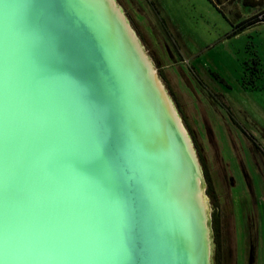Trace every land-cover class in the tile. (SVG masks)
<instances>
[{
	"label": "water",
	"instance_id": "95a60500",
	"mask_svg": "<svg viewBox=\"0 0 264 264\" xmlns=\"http://www.w3.org/2000/svg\"><path fill=\"white\" fill-rule=\"evenodd\" d=\"M115 2L0 0V264H214L196 149Z\"/></svg>",
	"mask_w": 264,
	"mask_h": 264
},
{
	"label": "rangeland",
	"instance_id": "374dc122",
	"mask_svg": "<svg viewBox=\"0 0 264 264\" xmlns=\"http://www.w3.org/2000/svg\"><path fill=\"white\" fill-rule=\"evenodd\" d=\"M203 167L214 264H264V24L242 0H115Z\"/></svg>",
	"mask_w": 264,
	"mask_h": 264
},
{
	"label": "trees",
	"instance_id": "16d2710c",
	"mask_svg": "<svg viewBox=\"0 0 264 264\" xmlns=\"http://www.w3.org/2000/svg\"><path fill=\"white\" fill-rule=\"evenodd\" d=\"M217 9H220L222 11V6L229 4L233 2L234 0H210ZM264 3V0H242V4L246 8H253V7H258L262 6ZM264 24V10L260 12L257 16H254L250 19H247L243 21L237 28L236 30L233 31V35L237 36L247 30L250 27H254L257 25Z\"/></svg>",
	"mask_w": 264,
	"mask_h": 264
},
{
	"label": "snow or ice",
	"instance_id": "6c2138e0",
	"mask_svg": "<svg viewBox=\"0 0 264 264\" xmlns=\"http://www.w3.org/2000/svg\"><path fill=\"white\" fill-rule=\"evenodd\" d=\"M95 164L100 170H103V166H104V144H103L102 139L96 146Z\"/></svg>",
	"mask_w": 264,
	"mask_h": 264
},
{
	"label": "bare ground",
	"instance_id": "6f19581e",
	"mask_svg": "<svg viewBox=\"0 0 264 264\" xmlns=\"http://www.w3.org/2000/svg\"><path fill=\"white\" fill-rule=\"evenodd\" d=\"M115 5L117 6V8L121 11V9L119 8V6L117 5V3L115 2ZM122 12V11H121ZM153 73L155 74V71L153 70ZM159 84H160V86H162V83L159 81ZM210 209H209V207H208V211H209Z\"/></svg>",
	"mask_w": 264,
	"mask_h": 264
},
{
	"label": "flooded vegetation",
	"instance_id": "af4514ba",
	"mask_svg": "<svg viewBox=\"0 0 264 264\" xmlns=\"http://www.w3.org/2000/svg\"><path fill=\"white\" fill-rule=\"evenodd\" d=\"M203 168V167H202ZM204 172V171H203ZM205 175V174H204ZM206 181V180H205ZM208 187V185H207V181H206V188Z\"/></svg>",
	"mask_w": 264,
	"mask_h": 264
}]
</instances>
